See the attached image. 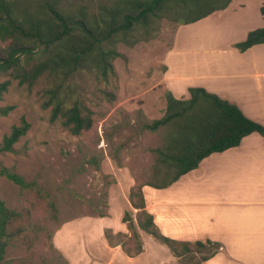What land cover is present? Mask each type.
Returning <instances> with one entry per match:
<instances>
[{
    "label": "rangeland",
    "instance_id": "rangeland-1",
    "mask_svg": "<svg viewBox=\"0 0 264 264\" xmlns=\"http://www.w3.org/2000/svg\"><path fill=\"white\" fill-rule=\"evenodd\" d=\"M16 1L30 11H35L45 1H56L63 11L71 13L83 7L88 17H96L102 12L101 6L108 7L112 2ZM240 1L237 12L250 15L257 12L256 0ZM171 10L152 20L146 30L137 28L132 35L137 39L134 44L115 42L113 48L117 54L111 60L112 71L106 78L84 67L61 81L58 96L64 99L62 106L66 108L75 102L90 120L88 128L78 134H71L61 124L62 118L49 121L50 106H43L44 91L57 84L59 77L43 74L28 86L18 85L9 72L0 73V82L9 81L1 93L0 110L11 107L5 114L0 112V170L14 172L35 184L29 191L23 190L0 175V200L9 208L26 211L31 222L47 229L54 247L49 250L37 242L26 254L16 246L7 245L5 258L18 260L28 256L35 262L42 256L52 264H141V260L128 259L121 252V248L129 253L135 249L136 241L127 224L124 235L108 228L110 239L106 241L97 230L106 221L97 223L95 219L99 214H107L110 192L113 198H118L122 189L127 194L130 187L151 180L152 168L156 165L153 149L160 146L164 131L151 132L144 129L143 124L157 119L164 110L163 57L167 50H175L168 56L172 74L180 72L176 65L180 60L191 64L196 56L229 57L230 45L215 31L219 25L215 15L204 21L180 24ZM240 22L235 20V25ZM4 46L0 41V51ZM189 73L191 77L192 71ZM180 84V81L175 82V85ZM20 117L28 123L27 130L9 151L2 150V137L12 125L18 124ZM157 168L159 179L163 168ZM171 174L169 171L167 176ZM35 190L53 202L54 218L48 214L46 199ZM116 207L113 203L110 206L111 219L107 224L112 227L120 224ZM68 224L71 226L67 227ZM146 237L144 259L157 253L161 255L156 246L166 248ZM138 241L141 242L140 238ZM115 244L120 246L119 250H113ZM166 253L163 252V257ZM171 257L168 264H191L198 256L186 262Z\"/></svg>",
    "mask_w": 264,
    "mask_h": 264
},
{
    "label": "trees",
    "instance_id": "trees-1",
    "mask_svg": "<svg viewBox=\"0 0 264 264\" xmlns=\"http://www.w3.org/2000/svg\"><path fill=\"white\" fill-rule=\"evenodd\" d=\"M228 2L112 0L108 7H100L102 12L96 17H88L83 7L71 13L63 11L56 1H45L35 11H30L20 7L16 0H0V41L5 44L0 51V73L9 72L18 85L28 86L43 74L59 77L57 84L44 91L46 99L43 106H50L49 121L62 118L61 124L71 134H78L88 128L90 120L81 113L77 103L66 108L62 106L64 99L58 96L61 81L84 67H90L97 76L106 78L107 73L112 71L111 60L117 54L113 48L115 42L134 44L137 39L132 35L136 29L146 30L152 20L165 16L169 9L180 24H188L225 8ZM258 11L264 17V3ZM260 43H264V25L247 31L242 40L231 46L243 52ZM8 83V80L0 82V97ZM187 92V98H175L165 90L162 115L143 124L144 129L151 132L163 130L164 135L160 146L153 149L156 165L152 168L151 180L130 187L127 199L130 206L137 209L135 221L140 230L165 245L176 260L186 262L197 255L191 264H199L212 256L220 245L207 239L188 242L163 236L154 225L152 216L144 210L141 187L162 188L171 184L180 175L195 168L203 157L238 145L243 136L256 132L264 137V125L247 118L235 104L202 87H187ZM10 108L4 107L0 112L5 114ZM27 128L28 123L20 117L18 124L12 125L8 134L2 137L1 149L9 151ZM157 166L163 168L159 179L156 176ZM169 171L172 174L167 176ZM0 175L23 190L29 191L35 185L6 169H1ZM35 191L46 199L48 214L54 218L56 208L53 202L44 193ZM27 214L26 211L5 206L0 200V264H52L42 256L35 262L28 256L18 260L4 257L7 245L16 246L26 254L37 242L49 250L54 249L50 232L31 222ZM121 221L127 224L136 241L133 253L121 249L132 256L140 251V242L128 211L123 212ZM108 232L109 229L103 230L106 241L110 239Z\"/></svg>",
    "mask_w": 264,
    "mask_h": 264
},
{
    "label": "crops",
    "instance_id": "crops-1",
    "mask_svg": "<svg viewBox=\"0 0 264 264\" xmlns=\"http://www.w3.org/2000/svg\"><path fill=\"white\" fill-rule=\"evenodd\" d=\"M256 1L257 12L253 15L237 12L241 1L229 0L225 8L199 19L204 21L215 15L219 20L215 31L230 45L228 58L196 56L191 64L180 60L176 62L180 72L172 74L168 56L175 50H167L163 57L166 90L175 98H187V87H202L235 104L247 118L264 125V43L254 44L243 52L231 46L242 40L247 31L264 25V17L258 11L264 0ZM235 20H241L240 24L236 26ZM190 71L192 76L188 77ZM176 81L181 84L175 85ZM141 192L144 210L152 216L163 236L188 242L207 239L220 245L199 264H264V137L258 133L251 132L238 145L208 154L171 184L162 188L143 185ZM127 194L123 189L118 198L109 193L107 214L95 219L97 223L106 221L98 226V233L102 236V228H110L124 235L126 223L121 221V216L128 211L142 244L140 251L132 256L122 249L121 252L128 259L141 260V264H168L172 255L159 242L166 248L156 246L161 255L156 252L155 256L144 259L143 241L146 236L153 238L136 226L137 209L130 206ZM112 203L118 209L119 226L107 224ZM112 248L116 251L120 246L115 244ZM163 252H167L165 257Z\"/></svg>",
    "mask_w": 264,
    "mask_h": 264
}]
</instances>
